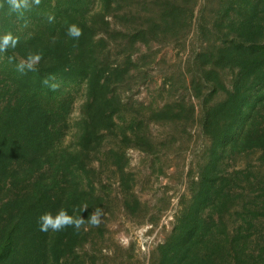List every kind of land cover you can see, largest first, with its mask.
I'll use <instances>...</instances> for the list:
<instances>
[{
    "label": "trees",
    "instance_id": "1",
    "mask_svg": "<svg viewBox=\"0 0 264 264\" xmlns=\"http://www.w3.org/2000/svg\"><path fill=\"white\" fill-rule=\"evenodd\" d=\"M9 32L18 43L0 52V264H94L88 247L105 225L41 232L38 219L104 208L105 171L129 216L147 210L127 150L153 154L152 123L198 114L184 100L145 107L122 91L140 47L192 33L186 77L208 146L150 264H264V0H40L23 16L0 0V36ZM37 53L35 70H17Z\"/></svg>",
    "mask_w": 264,
    "mask_h": 264
},
{
    "label": "rangeland",
    "instance_id": "2",
    "mask_svg": "<svg viewBox=\"0 0 264 264\" xmlns=\"http://www.w3.org/2000/svg\"><path fill=\"white\" fill-rule=\"evenodd\" d=\"M196 45L192 33L180 44L140 47L135 56L138 68L133 72V85L122 91L123 100L145 107H163L168 102L184 100L199 115V101L186 77V64ZM77 114L78 107L73 121ZM197 118L189 123H152L153 154L135 148L127 150L134 193L147 206L138 217L125 212L122 188L113 171L102 175L107 202L102 208L101 223L106 228L104 238L93 240L88 247L94 264H150L152 251L173 229L181 199L189 192L191 174L208 146ZM113 145L109 140L108 147Z\"/></svg>",
    "mask_w": 264,
    "mask_h": 264
},
{
    "label": "clouds",
    "instance_id": "3",
    "mask_svg": "<svg viewBox=\"0 0 264 264\" xmlns=\"http://www.w3.org/2000/svg\"><path fill=\"white\" fill-rule=\"evenodd\" d=\"M7 4L12 12L23 16V13L30 10L33 5L38 6L40 4V0H7ZM48 19L51 21L54 17L49 16ZM81 34V29L75 24L69 26V36L79 38ZM17 43L18 38L14 37L10 32L0 36V52H6L9 47L14 48ZM40 60L41 55L39 53L30 54L26 60H22L17 65V70L20 72H24L25 69L30 71L35 70V65H37ZM44 82L47 83V81ZM86 209L87 206L85 205L83 211ZM102 216L103 210L101 208H96L87 219H84L81 216L70 215L66 209L61 208L55 214L52 212L43 213L38 219L39 230L41 232H48L49 230L53 232H60L65 228L72 227L79 231L86 223L93 227L98 226L101 223ZM121 243H126V241L122 240Z\"/></svg>",
    "mask_w": 264,
    "mask_h": 264
}]
</instances>
